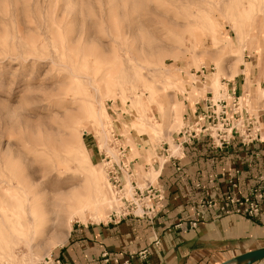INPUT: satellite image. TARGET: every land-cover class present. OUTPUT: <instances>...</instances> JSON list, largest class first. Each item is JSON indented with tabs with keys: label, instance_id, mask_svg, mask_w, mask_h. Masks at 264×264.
I'll return each mask as SVG.
<instances>
[{
	"label": "rangeland",
	"instance_id": "obj_1",
	"mask_svg": "<svg viewBox=\"0 0 264 264\" xmlns=\"http://www.w3.org/2000/svg\"><path fill=\"white\" fill-rule=\"evenodd\" d=\"M257 62L264 0H0V264H43L72 226L119 207L90 153L114 159L113 125L169 141L185 101L226 97ZM87 190L96 215L67 218Z\"/></svg>",
	"mask_w": 264,
	"mask_h": 264
},
{
	"label": "crops",
	"instance_id": "obj_2",
	"mask_svg": "<svg viewBox=\"0 0 264 264\" xmlns=\"http://www.w3.org/2000/svg\"><path fill=\"white\" fill-rule=\"evenodd\" d=\"M244 65L247 70L227 85L240 97L242 117L261 129V142L220 147L200 138L183 144L175 133L169 141L153 143L146 135L124 134L113 125L129 164L131 190L151 185L163 193L157 216L152 221L128 217L117 224L77 223L47 259L60 264H221L264 248V207L253 217L219 211L227 196L253 200L255 190L264 195V63ZM206 95L194 103L185 101L186 125L204 112ZM90 153L98 162L105 152L91 145ZM122 177L126 187L128 180ZM205 202H212V208L202 210ZM200 212L203 219L190 228ZM142 252L145 256H138Z\"/></svg>",
	"mask_w": 264,
	"mask_h": 264
},
{
	"label": "built area",
	"instance_id": "obj_3",
	"mask_svg": "<svg viewBox=\"0 0 264 264\" xmlns=\"http://www.w3.org/2000/svg\"><path fill=\"white\" fill-rule=\"evenodd\" d=\"M200 71L201 74L206 72L204 68H201ZM223 88H226V97L214 102L209 99L206 102L204 112L197 117V120L178 132L177 136L183 144L193 143L200 138H207L212 144H217L220 147L234 141H238L241 145L261 142V129L254 120L242 117L241 100L237 96L236 90L234 88L228 89L227 83L223 85ZM110 146L116 152V156L113 159L104 153L100 163L104 169L108 186L114 193L119 207L110 212L107 222L117 224L128 217L148 221L154 220L163 200L162 191L160 188L148 185L143 188L132 189L127 197L124 193L125 183H122L121 179L123 174L129 181L131 172L129 164L124 159V150L113 132L110 136ZM253 195L255 197L253 200L227 196L220 205L219 211L225 215L234 213L253 217L261 211V207H264V195L256 190L253 191ZM212 206V202H205L201 208L202 210L203 208L209 209ZM231 207H234L233 211ZM200 219H203L202 212L195 215V220L189 222V227L194 229ZM138 256L144 257L145 252ZM43 264H60V262L44 259ZM123 264H130V262L126 260Z\"/></svg>",
	"mask_w": 264,
	"mask_h": 264
},
{
	"label": "bare ground",
	"instance_id": "obj_4",
	"mask_svg": "<svg viewBox=\"0 0 264 264\" xmlns=\"http://www.w3.org/2000/svg\"><path fill=\"white\" fill-rule=\"evenodd\" d=\"M65 143V142H64ZM67 143V142H66ZM44 146V145H43ZM66 146V145H65ZM46 147V146H45ZM47 152V151H46ZM155 176V174H154ZM152 176V177H154ZM88 195H90V198L92 199L90 202H82L81 200H78V199H65L64 200V208L66 209V214L68 215L67 218L70 216V217H75V216H80V217H83L84 216V213L86 212V210L88 212H93L94 213V216L96 215V206H95V203H93V200H94V197L91 193V190H87L86 191ZM101 196L99 197V200L103 203L107 200H106V197L103 193L100 194ZM100 206V204L98 205ZM50 213V212H49ZM59 214V213H58ZM57 214V215H58ZM52 215V213L50 214ZM55 215V217L57 216ZM60 215V214H59ZM58 217V220H62V219H59V216ZM56 217V219H57ZM70 219H68L69 221ZM64 241V236L63 237H60L58 238L54 243H53V246L55 245H61Z\"/></svg>",
	"mask_w": 264,
	"mask_h": 264
},
{
	"label": "water",
	"instance_id": "obj_5",
	"mask_svg": "<svg viewBox=\"0 0 264 264\" xmlns=\"http://www.w3.org/2000/svg\"><path fill=\"white\" fill-rule=\"evenodd\" d=\"M264 260V248L243 253L221 264H255Z\"/></svg>",
	"mask_w": 264,
	"mask_h": 264
}]
</instances>
